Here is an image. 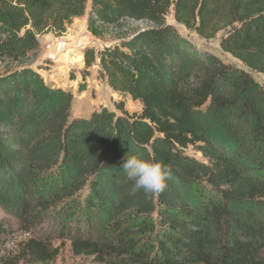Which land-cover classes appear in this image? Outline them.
Wrapping results in <instances>:
<instances>
[{
	"label": "trees",
	"instance_id": "16d2710c",
	"mask_svg": "<svg viewBox=\"0 0 264 264\" xmlns=\"http://www.w3.org/2000/svg\"><path fill=\"white\" fill-rule=\"evenodd\" d=\"M89 5L96 37L123 19L151 23L83 48L85 72L98 65L138 114L121 101L120 113L73 118L74 93L25 64L40 34L64 35ZM171 8L244 67L168 24ZM2 60L0 207L30 236L0 264H53L57 238L98 264H264V84L251 73L264 74V0H0ZM126 155L170 166L165 191L134 192ZM45 223L58 235H34Z\"/></svg>",
	"mask_w": 264,
	"mask_h": 264
},
{
	"label": "rangeland",
	"instance_id": "374dc122",
	"mask_svg": "<svg viewBox=\"0 0 264 264\" xmlns=\"http://www.w3.org/2000/svg\"><path fill=\"white\" fill-rule=\"evenodd\" d=\"M76 18L64 35L57 37L52 32L40 34V50L36 55H30L26 65H32L40 69L45 80L51 85L60 86L74 93L73 118L87 117L93 111L105 107L120 113L117 104L123 101L125 108L130 114H138L142 110V104L133 101L129 96H122L113 91L108 85L107 79L100 72L98 65L92 66L85 72L83 48L95 46L97 49L109 47L120 42V38L130 37L139 30H143L151 23L133 19H123L119 23L104 26L103 35L96 37L88 31V13ZM168 24L174 25L183 35L191 39L200 49L218 55L224 62L234 66L244 65L231 54L224 52L219 45V36L213 39H202L196 33L189 31L178 23L171 8L166 17ZM10 65L8 60L0 61V73H3ZM87 73V77L84 75ZM253 76L264 84V74L255 71ZM83 88V90H82ZM186 154L199 160H203L201 154L193 147L186 149ZM0 225L4 226L6 238L0 243V258L17 249L20 242L26 240L30 234L18 230L16 221L0 207ZM37 236L58 235L57 228L52 223H45L35 229ZM56 245H61V253L53 264H98L93 257H76L70 249L68 239H54Z\"/></svg>",
	"mask_w": 264,
	"mask_h": 264
},
{
	"label": "clouds",
	"instance_id": "9594fccd",
	"mask_svg": "<svg viewBox=\"0 0 264 264\" xmlns=\"http://www.w3.org/2000/svg\"><path fill=\"white\" fill-rule=\"evenodd\" d=\"M122 172L126 180L132 182V190L143 191L145 195L162 193L168 186L167 181L173 179L170 166L137 155H126Z\"/></svg>",
	"mask_w": 264,
	"mask_h": 264
}]
</instances>
